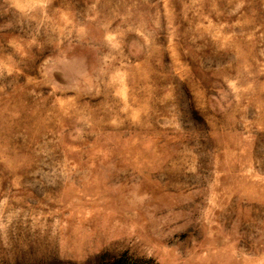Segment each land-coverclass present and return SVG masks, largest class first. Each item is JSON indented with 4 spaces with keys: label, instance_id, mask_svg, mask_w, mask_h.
Here are the masks:
<instances>
[{
    "label": "rangeland",
    "instance_id": "374dc122",
    "mask_svg": "<svg viewBox=\"0 0 264 264\" xmlns=\"http://www.w3.org/2000/svg\"><path fill=\"white\" fill-rule=\"evenodd\" d=\"M0 264H264V0H0Z\"/></svg>",
    "mask_w": 264,
    "mask_h": 264
}]
</instances>
